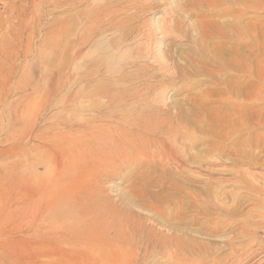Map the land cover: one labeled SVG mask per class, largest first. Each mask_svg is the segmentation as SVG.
Listing matches in <instances>:
<instances>
[{
	"label": "rangeland",
	"instance_id": "1",
	"mask_svg": "<svg viewBox=\"0 0 264 264\" xmlns=\"http://www.w3.org/2000/svg\"><path fill=\"white\" fill-rule=\"evenodd\" d=\"M183 5L0 0V227L58 215L74 234L58 246L88 254L68 264H264V54L247 52L242 77L203 64L219 45L200 47ZM248 243L262 248L243 260ZM22 246L18 262L60 263Z\"/></svg>",
	"mask_w": 264,
	"mask_h": 264
},
{
	"label": "bare ground",
	"instance_id": "2",
	"mask_svg": "<svg viewBox=\"0 0 264 264\" xmlns=\"http://www.w3.org/2000/svg\"><path fill=\"white\" fill-rule=\"evenodd\" d=\"M81 2L86 3L88 0H80ZM183 1L184 5H186L185 7H183L184 9L187 7L189 9H191V11L194 12V16L195 18H197L198 20L193 23L191 25V30H198V34L196 35L198 39L199 44L201 45L200 47L203 49L207 48V44L210 42V44H215V45H219L218 47H216V52H214V50L211 48V52L209 53V58L204 59V56L202 58L201 56V60L203 64L209 66V67H217L219 68V70L226 72L227 74L229 73L228 71L231 69H237L238 73H239V77L245 76L246 72H247V66H248V61H247V52H253L257 54H264V23L260 20L263 16L261 14H264V0H181ZM183 5V6H184ZM207 8V9H202V8ZM184 11V10H183ZM256 12L257 15L260 14V16L262 17H256L255 19L258 20V22H256V20L251 19V21H249L248 19V13L249 12ZM256 15V16H257ZM177 37V36H175ZM180 37V36H179ZM222 44V45H221ZM162 44H160V42L156 43L155 48H153V50L155 49L156 51H153V57L155 60H157V62H161V59L163 60L164 57L161 56V51H160V46ZM211 47H213L211 45ZM215 48V47H214ZM206 51V50H205ZM209 52V47L208 50ZM204 53V52H203ZM208 54V53H207ZM249 56V55H248ZM251 56V55H250ZM200 57V56H199ZM206 57V56H205ZM198 60V59H197ZM249 60V58H248ZM165 61V59H164ZM156 62V61H155ZM164 63V62H163ZM161 63V64H163ZM168 65V62L165 63ZM163 64V65H165ZM169 65H171L169 63ZM117 66V65H116ZM119 66V65H118ZM117 66V67H118ZM158 66V65H157ZM163 67V66H162ZM166 67V65H165ZM164 67V68H165ZM115 68V67H114ZM115 70V69H114ZM113 70V71H114ZM166 70V68H165ZM168 70V69H167ZM237 73V74H238ZM260 76V75H259ZM217 77V76H216ZM230 81V80H229ZM228 82V81H227ZM232 80L227 83V88L226 90L229 91V89L232 87ZM231 86V87H229ZM261 86V85H259ZM217 89V88H216ZM239 91V89H238ZM260 91V90H259ZM245 95V94H244ZM232 104V103H231ZM183 118V117H182ZM263 123V122H262ZM262 125V124H261ZM100 133V132H99ZM102 133V132H101ZM101 135V134H100ZM113 136V135H112ZM114 137V136H113ZM79 138V136L77 137V139ZM82 138V137H81ZM119 138V137H118ZM96 139V138H95ZM70 140V139H69ZM108 140V139H107ZM257 141V140H256ZM65 142V141H64ZM63 142V143H64ZM70 142V141H69ZM116 142V141H115ZM84 143V142H82ZM65 144V143H64ZM74 144V143H71ZM81 144V143H80ZM89 144V143H88ZM93 144V143H92ZM96 144V143H95ZM57 145V144H56ZM83 145V144H82ZM68 146V145H67ZM71 146V145H70ZM75 146V145H74ZM90 146V145H89ZM73 147V146H72ZM71 147V149H72ZM78 148V146H76ZM103 147V146H102ZM110 147V146H109ZM155 147V146H154ZM82 148V147H81ZM104 148V147H103ZM57 149V148H56ZM79 149V148H78ZM83 149V148H82ZM76 150V149H75ZM103 150V149H102ZM90 151V150H89ZM105 151V150H104ZM68 152V151H66ZM84 152V151H83ZM96 152V151H95ZM155 152V151H154ZM69 153V152H68ZM67 153V154H68ZM75 153V152H74ZM92 153V152H91ZM104 152H102L101 156L105 155L103 154ZM73 154V153H72ZM157 154V152H156ZM65 157V154H63ZM107 155V154H106ZM78 156V155H77ZM92 156V155H91ZM108 156V155H107ZM54 157V156H53ZM68 157V156H67ZM86 157V156H84ZM88 157V156H87ZM100 157V156H99ZM90 158V157H89ZM106 158V157H105ZM155 158V157H154ZM53 159V158H52ZM71 159V158H70ZM84 159V158H83ZM91 159V158H90ZM98 159V158H97ZM102 159V158H99ZM55 160V159H54ZM62 160H64L62 158ZM75 160V159H74ZM96 160V159H95ZM49 161V160H48ZM70 161V160H69ZM88 161V160H87ZM91 161V160H89ZM52 162V161H51ZM50 162V163H51ZM58 162V161H57ZM64 161H62L63 163ZM97 162V161H96ZM100 161H98L99 163ZM60 163V162H59ZM69 163V162H67ZM86 164V163H85ZM104 164V163H103ZM49 165V164H48ZM112 165V164H111ZM95 166V165H93ZM87 167V165H86ZM61 168V167H60ZM64 168V167H62ZM85 168V167H84ZM81 168H79L80 170ZM90 169V168H89ZM88 169V170H89ZM78 170V169H76ZM55 171V170H54ZM58 171V170H56ZM68 171V170H67ZM87 171V170H86ZM71 173V172H70ZM79 173H82V170H80ZM86 173V172H85ZM58 175V174H57ZM81 175V174H80ZM84 175V174H82ZM73 176V175H72ZM56 177V176H54ZM64 177V176H63ZM50 179V178H49ZM52 179V178H51ZM62 179V178H61ZM60 179V180H61ZM55 181V180H54ZM78 181V180H77ZM82 181V180H81ZM81 181H78L79 183H81ZM263 181V180H262ZM49 182V181H48ZM56 182V181H55ZM58 182V181H57ZM252 184V182H250ZM257 183V182H255ZM44 184V183H43ZM71 184V183H70ZM76 184V183H75ZM236 184V183H235ZM259 184V183H258ZM261 184V182H260ZM49 185V184H48ZM58 185V184H57ZM77 185V184H76ZM79 185V184H78ZM264 185V184H263ZM55 186V185H54ZM72 186V185H71ZM81 186V185H80ZM79 186V187H80ZM244 186V185H243ZM44 187V186H43ZM48 187V186H47ZM245 187V186H244ZM42 188V187H41ZM257 188V186H256ZM82 189V188H81ZM248 189V188H247ZM258 189V188H257ZM261 189V188H260ZM59 192L62 191V198H67V200L71 199L72 196H70L71 194H74V192H71L70 189L68 191H66L64 189L63 186L59 187ZM80 190V189H79ZM91 190V189H90ZM82 191V190H81ZM250 191H252L250 189ZM253 192V191H252ZM257 192V191H256ZM260 192H262L264 194V187L262 188V191L260 190ZM259 193V192H257ZM256 193V194H257ZM49 194V193H48ZM55 194V192H54ZM81 194H87L86 192L81 193ZM78 195V194H77ZM261 196V194H259ZM264 196V195H263ZM71 197V198H70ZM257 197H259L257 195ZM48 198V197H47ZM55 198V196H53V199ZM52 199V196L50 198H48V202H46L47 206L49 207H54V201ZM61 199V198H60ZM76 200V198H75ZM263 200V197H262ZM261 201V200H260ZM78 202V201H77ZM216 202V201H215ZM76 203V202H75ZM227 203V202H226ZM58 204V203H57ZM262 204V203H261ZM256 205V204H254ZM264 205V204H263ZM72 206V205H71ZM71 206H68L69 208H71ZM29 207V206H28ZM38 207V206H37ZM35 207V208H37ZM262 207V205H261ZM34 208V207H33ZM4 209H6L4 207ZM30 209V208H29ZM68 209V208H67ZM258 209V207H257ZM263 209V208H262ZM13 210V209H12ZM39 209L35 210L34 214L37 215ZM47 210V209H46ZM216 210V209H215ZM261 210V209H260ZM54 211V210H53ZM64 211V210H63ZM231 211V210H230ZM21 212V211H20ZM7 213V212H6ZM56 213V212H55ZM66 213V212H64ZM73 213V212H72ZM76 213V212H75ZM67 214V213H66ZM229 214V212L227 213V215ZM5 215V214H4ZM255 215V214H254ZM260 215V214H259ZM264 215V214H263ZM262 215V216H263ZM40 216V215H39ZM65 216V215H64ZM68 216V214H67ZM229 216V215H228ZM248 216V215H247ZM256 216V215H255ZM33 217V216H32ZM258 217V216H257ZM34 218V217H33ZM228 218V217H227ZM254 218V217H253ZM261 218V217H260ZM31 219V217H30ZM262 219V218H261ZM32 220V219H31ZM29 222V225H31V223L34 222V220L31 222ZM244 220V219H243ZM246 220V219H245ZM255 221V220H254ZM218 222V221H217ZM251 222V221H250ZM36 223V222H35ZM52 223V222H51ZM50 223V224H51ZM38 224V223H37ZM64 226V222L63 220H61V222H59V218L58 215H55L54 220H53V224L52 227H33L31 225V227H0V239L3 237L6 240L2 243H0V264H26L29 263L30 261H25L23 263L18 262V249H17V243L19 241H22V248L23 249H27L26 250V258H30L32 256L34 257H38L40 254H44V256H50L52 253L59 252L60 253V263H57L56 260L54 261V259H50L49 258V264H64L66 263L69 259L71 258H78L80 260H84L86 259L87 255H85L86 253H84V250L78 249V250H66V249H62L60 246H58V244H62V246L64 245V243L66 244L69 240L72 241L74 234L72 231L69 230V228L67 229V227H62V225ZM79 224V223H78ZM218 224V223H217ZM246 224V223H245ZM258 224V223H257ZM16 225V224H15ZM34 225V224H33ZM220 225V224H218ZM250 225V224H248ZM255 225V222H254ZM38 226V225H37ZM48 226V225H47ZM223 226V225H222ZM216 227V226H215ZM213 225V229L215 228ZM218 227V226H217ZM250 228V227H249ZM253 228V227H252ZM257 228V227H256ZM261 228V227H260ZM212 229V230H213ZM251 229V228H250ZM254 229V228H253ZM258 229V228H257ZM215 230V229H214ZM261 230V229H260ZM20 234L23 233H29V240L28 239H17L15 237H11V235L14 232H17ZM216 231V230H215ZM256 232V230H254ZM258 231L256 235H258ZM264 232V231H263ZM248 233V232H247ZM252 233V232H251ZM249 235V234H248ZM255 235V234H254ZM97 236V235H96ZM251 236V235H250ZM261 236V235H260ZM264 236V235H263ZM20 237V236H19ZM78 237V236H77ZM255 237V236H254ZM254 237L252 239H254ZM72 238V239H71ZM33 239V240H31ZM2 240V239H1ZM0 240V241H1ZM257 240V239H256ZM69 241V242H70ZM76 241V240H75ZM249 241V240H248ZM264 241V239L262 240ZM77 243H80L81 241H76ZM76 242H72L76 243ZM83 244V243H82ZM92 245V243H90ZM261 244V243H260ZM93 245H95L93 243ZM101 245V244H100ZM70 246V245H69ZM73 246V245H72ZM79 246V245H78ZM97 246V244L95 245ZM102 246V245H101ZM100 246V247H101ZM247 245L245 244L243 251H245V247ZM257 246L255 243H248V246L246 247V252L244 254L243 252V260H249L251 259L253 256L256 255V253H258L259 248H257ZM76 248V246H74ZM99 247V246H97ZM260 247V246H259ZM61 248V249H60ZM82 248V247H81ZM86 248V246H85ZM91 248V247H90ZM103 248V247H102ZM111 248V247H110ZM262 248V247H260ZM101 249V248H100ZM135 249V248H134ZM166 249V248H164ZM172 249V248H171ZM170 249V250H171ZM175 249V247H173V250ZM184 249V248H183ZM91 250V249H88ZM94 251V249H92ZM109 250V249H108ZM114 250V249H113ZM123 250V249H122ZM176 250V249H175ZM180 249L178 248V251ZM199 250V249H198ZM102 251H105L102 249ZM115 251V250H114ZM124 251V250H123ZM122 251V252H123ZM165 251V250H164ZM177 251V252H178ZM260 251V250H259ZM88 252V251H86ZM96 251H94L95 253ZM100 252V251H99ZM110 252V251H109ZM118 252V251H117ZM125 252V251H124ZM240 252V251H239ZM119 253V252H118ZM121 253V252H120ZM119 253V254H120ZM164 253V252H162ZM180 253L183 254V252L180 251ZM237 253V252H236ZM241 253V252H240ZM101 254V252H100ZM107 254V253H106ZM105 254V255H106ZM125 254V253H124ZM56 255V254H55ZM59 255V254H58ZM121 255V254H120ZM130 254L127 255V257H125V259H122L123 262L124 261H128L127 259L129 258ZM136 255V254H135ZM157 255V254H156ZM160 255V254H159ZM164 255V254H163ZM167 256L164 258L165 261L167 260L166 258L171 259L172 262H174L173 260H175V263L178 261V256L176 254H166ZM100 256V255H99ZM103 256V255H102ZM101 256V257H102ZM110 258L115 259L116 261H120V256L118 258V254L116 252H111V254L109 255ZM122 257H124L123 255H121ZM181 256V255H180ZM86 257V258H85ZM91 257V256H90ZM134 257V256H131ZM154 257V256H152ZM184 257V256H181ZM180 257V258H181ZM241 257V258H242ZM106 257L104 256V259ZM127 258V259H126ZM155 258V257H154ZM157 258H159L157 256ZM162 258V257H161ZM236 258V257H235ZM22 259V258H21ZM74 259V260H75ZM90 259V258H88ZM99 259V257H98ZM97 259V260H98ZM233 259V258H232ZM237 259V258H236ZM235 259V261H236ZM59 260V258H58ZM134 260V259H133ZM132 260V261H133ZM150 260V258H149ZM163 260V258H162ZM161 260V261H162ZM183 260V259H182ZM33 261V260H32ZM36 261V260H35ZM77 261V260H76ZM89 261V260H87ZM157 261V260H156ZM180 261V260H179ZM234 260L231 261L229 264H240L241 261H237V263ZM13 262V263H12ZM46 262V261H45ZM101 262V260H100ZM121 262V261H120ZM126 262H124V264H127ZM160 262V261H159ZM164 262V261H163ZM170 262V261H169ZM47 263V262H46ZM79 263V262H77ZM122 263V262H121ZM153 263V261H152ZM155 263V262H154ZM167 263V262H166ZM41 264V263H40ZM68 264V263H66ZM123 264V263H122ZM130 264V263H129ZM132 264V263H131ZM158 264V263H157ZM172 264V263H171ZM221 264V263H220Z\"/></svg>",
	"mask_w": 264,
	"mask_h": 264
}]
</instances>
